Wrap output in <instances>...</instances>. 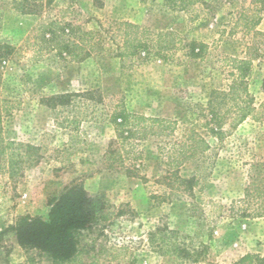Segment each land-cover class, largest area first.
<instances>
[{
    "label": "rangeland",
    "instance_id": "obj_1",
    "mask_svg": "<svg viewBox=\"0 0 264 264\" xmlns=\"http://www.w3.org/2000/svg\"><path fill=\"white\" fill-rule=\"evenodd\" d=\"M12 1L0 0V53L7 46L11 51L0 58L1 135L46 145L48 151L39 163L25 165L22 176L0 173V224L16 226L26 217L47 220L54 201L80 184L98 206L113 211V219L91 233L96 248L126 247L120 261L104 264H160L149 241L158 226L178 231L190 246L207 245L208 254L196 264H233L247 253L264 260V217H241L239 209L246 207L231 211L232 202L253 189V178L260 175L256 184L264 188V173L251 166L264 159V114L246 119L222 140L209 132L214 126L209 101L232 80L229 59L245 58L253 44L257 57L246 82L255 107L263 110L264 0H28L37 10L33 14H21ZM242 11L261 17L258 34L237 23ZM52 16L96 32L94 50L73 61L42 43L40 25ZM122 21L153 33L175 31L183 44L166 59L153 48L120 59ZM192 40L208 45L203 59L192 58L184 48ZM86 91H93V100L73 97L70 105L56 108L49 100ZM119 105L175 121L174 136L134 141L140 158L119 165L107 156L116 138L110 118ZM65 118L76 120L77 127L63 128ZM186 127L203 135L211 149L169 170L160 147ZM192 177L197 183L189 189L183 181ZM3 246L0 264H24L29 257L51 264L38 250L19 245L12 231Z\"/></svg>",
    "mask_w": 264,
    "mask_h": 264
},
{
    "label": "trees",
    "instance_id": "obj_2",
    "mask_svg": "<svg viewBox=\"0 0 264 264\" xmlns=\"http://www.w3.org/2000/svg\"><path fill=\"white\" fill-rule=\"evenodd\" d=\"M195 2H203V0L192 1ZM12 5L21 14H33L37 11L31 7L28 0H13ZM237 21V23L244 22L247 29L259 33L256 28L260 24L261 17H250L242 11ZM118 25L122 34V43L117 48V56L120 59L134 57L152 48L161 58L166 59L168 58L166 53L175 51L183 44V38L172 30L153 33L149 28L130 21H122ZM40 28L41 42L56 50L61 58L67 56L76 61L88 56L95 48L96 32L86 31L73 21L52 16L41 24ZM47 35H50V39ZM183 46L189 49V55L194 59H203L208 49L206 43L196 40ZM1 49L2 47L0 51ZM5 49H7L5 52L0 53V58H5L11 53L9 46ZM253 51L254 44L248 47L245 58L229 59L232 80L228 89L214 91V97L209 101L211 120L214 123L213 127H209V132L218 140H222L246 119L250 117L258 119L264 114V105L261 106L263 109L261 111L255 107L246 82L253 60L257 57ZM92 93L93 91L63 93L54 95L49 100L52 102V108L66 107L70 105L73 97L81 96L93 100L92 97L90 98ZM1 119L0 113V173H7L10 179H14L23 175L25 165L29 167L44 159L48 147L43 144H24L4 139L1 135ZM110 121L115 128L116 138L111 143H115V146L107 156L121 166L125 160L136 161L140 158L134 141L152 136L171 137L176 130L175 121L131 112L123 105L114 109ZM66 122L68 124L65 125ZM227 122H229V130L226 131L223 127ZM71 123L75 124V128L77 127L76 120L66 118L60 122V125L67 128ZM64 149L69 150L70 147L66 146ZM210 149L211 145L207 139L190 127H186L179 137L160 147L167 156L166 164L169 170L178 169L185 163L204 156ZM251 166L264 173V159ZM257 178H261L260 175L253 178V189H246L242 198L232 202L233 213H235L234 207H246L239 209L241 217H264V188L257 186ZM261 180L264 181V177ZM183 182L188 184L189 189L197 183L194 177L184 179ZM191 207L200 206L193 203ZM112 217L113 211L110 208L98 206L95 198L87 193L82 185L74 184L54 201L47 220L40 217H26L16 226L7 227L0 224V248H4L5 235L12 231L19 245L26 250H38L51 264H104L120 261L118 256L126 249L125 246L107 248L100 244L99 248H96V240L91 236L98 226L110 222ZM149 241L155 246L161 258L160 264H196L208 254L207 245L190 246L179 237L178 231L167 226H158L151 231ZM134 261L135 259L133 263ZM24 264L37 263L33 257H29ZM233 264H264V260L257 254L247 253Z\"/></svg>",
    "mask_w": 264,
    "mask_h": 264
}]
</instances>
